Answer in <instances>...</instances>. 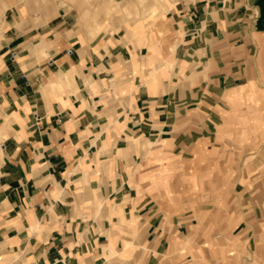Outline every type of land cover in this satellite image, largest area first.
I'll return each instance as SVG.
<instances>
[{
  "label": "crops",
  "instance_id": "1",
  "mask_svg": "<svg viewBox=\"0 0 264 264\" xmlns=\"http://www.w3.org/2000/svg\"><path fill=\"white\" fill-rule=\"evenodd\" d=\"M0 264H264V0H12Z\"/></svg>",
  "mask_w": 264,
  "mask_h": 264
},
{
  "label": "rangeland",
  "instance_id": "2",
  "mask_svg": "<svg viewBox=\"0 0 264 264\" xmlns=\"http://www.w3.org/2000/svg\"><path fill=\"white\" fill-rule=\"evenodd\" d=\"M16 1H22V0H15V2ZM11 2L12 0H0V25L4 12L6 11V9L8 8Z\"/></svg>",
  "mask_w": 264,
  "mask_h": 264
}]
</instances>
